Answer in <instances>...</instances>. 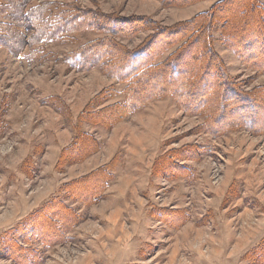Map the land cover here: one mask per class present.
<instances>
[{
    "label": "rangeland",
    "instance_id": "1",
    "mask_svg": "<svg viewBox=\"0 0 264 264\" xmlns=\"http://www.w3.org/2000/svg\"><path fill=\"white\" fill-rule=\"evenodd\" d=\"M239 1L0 0V264H264V109L250 100L264 102V71L228 46L220 13L242 42L264 14L242 21ZM201 13L236 93L201 110L208 86L182 82L193 51L175 57L195 38L175 39L127 109L132 80L112 66ZM170 88L201 97L186 112L157 93Z\"/></svg>",
    "mask_w": 264,
    "mask_h": 264
},
{
    "label": "trees",
    "instance_id": "2",
    "mask_svg": "<svg viewBox=\"0 0 264 264\" xmlns=\"http://www.w3.org/2000/svg\"><path fill=\"white\" fill-rule=\"evenodd\" d=\"M260 0H240L239 2H236V6H239L242 10L240 12V16L242 17V21L245 20L247 18V16L249 14H251V16L253 14H256L254 12L256 11H261L262 14H264V4L262 6H260V8L258 9V7H256L257 4H260L259 2ZM226 0H223V3L225 4ZM45 7V6H44ZM221 7V5L219 6V8ZM214 10V9H213ZM226 11L222 8L221 9V15H227L226 19L228 20L229 23V27L223 31L224 34V38L228 43V46L232 47L235 52L239 55V57L248 65L251 66L252 68H256L257 70H261L264 71V26L262 21L260 20L259 22H257L255 25L258 26V28L261 30V33L259 34L258 32H256V38L255 36H253V38L247 39L246 42H242L240 41V39H236L235 36L237 34V28H234V22L231 21L230 15H228L227 13H225ZM208 17L207 15H204V13H201V15L197 18V21L194 22V24L192 25V27H185L183 29H181L180 31H173L170 32L168 34H166V37H169L168 39H163L161 44L159 45H151L149 44V50L147 48L141 49V50H130L131 53H127L125 52L126 55L123 54L124 57H129V63L127 64H121V62L119 61L118 63L114 64L112 66V72L118 77V79L120 81H126L128 79L132 80L130 81V93L128 95V99L127 102L125 103L127 106V109H130L132 111L136 110V108H138L139 106H141L146 100H148L149 98L145 95V94H149L150 92H146V90H150L148 89V85L146 87V85L141 84V83H135L134 79L137 76H141V75H145L149 72H154L151 69H154L153 66H149V63L151 61H153L156 57H158L162 51L169 49V46L171 44H173L174 40H180L183 38H192V40L194 39L193 43L189 45V47L184 51V54H176L175 57L178 58H183L186 56V54L188 53V51H193V54H190L189 58L190 60H193L192 62H195V69L194 71H196V74H191L192 70L190 69H186V71L184 72V75L187 76L186 80L182 81L185 85L186 88H189L190 86H193L194 89L196 90H200L201 87L208 86V90L205 92L207 94H204L205 97V103H203V107L201 108V110L205 109L207 107V114H210L212 110H214V105L209 104V102H211V97L212 94L211 93H216L217 90H219L221 93H226L230 91H234L236 93V88L232 87L233 85H240L239 82H237L236 80H233L231 77L228 76L227 72H226V66L225 63L219 59L218 57H216V53L213 51V49L211 48V46L209 47V42H211V40L209 37L205 36V35H209L211 36V32L209 30H207V26L209 23H207L203 18L204 17ZM215 17H217L215 15ZM217 19V18H215ZM121 25V24H120ZM123 26V25H122ZM119 27V26H118ZM115 27V28H118ZM210 28V26H208ZM245 25L242 24V26H240L241 29H244ZM114 28V30L116 31V29ZM246 29V28H245ZM125 31H123L124 33ZM180 32V33H179ZM212 37V36H211ZM206 38H208L209 40L207 41ZM158 40V38H157ZM260 41L261 43H263L261 47V49L254 53V52H250L248 51L247 47L248 45H252L255 44L256 41ZM154 41V40H153ZM192 42V41H190ZM199 45V46H195V45ZM108 45L110 46V49L112 51L116 52V48L121 50L123 49L121 46H119L118 44L109 41ZM195 46V47H194ZM249 46V48H250ZM254 46V45H253ZM163 47V48H162ZM202 48V51H196V48ZM162 48V49H161ZM215 54H214V53ZM118 53V52H117ZM116 54V53H115ZM218 56V55H217ZM113 57V56H111ZM73 58V57H72ZM188 59V56L186 57ZM78 60L75 58V60L73 61L74 64H76ZM151 64V63H150ZM110 65V64H109ZM115 69V70H113ZM200 72V73H199ZM175 73L177 75H180L179 71H175ZM211 73L213 74L212 77L213 79L211 81L205 80L204 77L206 74ZM151 74L149 73L148 75H146V81H148L150 84L151 79L153 77L147 78L149 77ZM152 76V75H151ZM203 76V77H202ZM206 82H205V81ZM226 85L224 87H222L221 89V85ZM210 84V85H208ZM136 86V87H134ZM158 94H171L173 96H175L176 98H178L181 102H182V107H184V109L186 110V112L192 111L194 106L193 104H191L192 106V110L190 109V107L185 106L186 103L183 102V99H190L192 97H201L199 93H193L191 95H184L183 92L177 94L176 92L173 93V88L168 89L167 92H165L164 90L160 89L158 92ZM186 96H189L188 98H186ZM142 99L141 102L138 103L139 99ZM148 98V99H146ZM152 98V97H150ZM250 100H252V104L254 106H256L257 108H263L264 109V102H260L258 100H256V98H250ZM209 104V105H208ZM216 107V106H215ZM200 110V111H201ZM213 123V120H212ZM246 123L248 124L247 120Z\"/></svg>",
    "mask_w": 264,
    "mask_h": 264
}]
</instances>
